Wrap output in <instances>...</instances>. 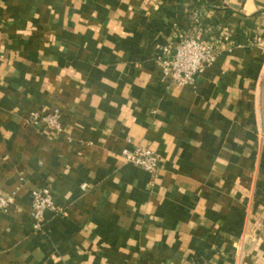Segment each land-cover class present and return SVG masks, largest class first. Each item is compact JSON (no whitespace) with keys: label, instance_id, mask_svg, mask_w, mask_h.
I'll use <instances>...</instances> for the list:
<instances>
[{"label":"crops","instance_id":"obj_1","mask_svg":"<svg viewBox=\"0 0 264 264\" xmlns=\"http://www.w3.org/2000/svg\"><path fill=\"white\" fill-rule=\"evenodd\" d=\"M180 32L219 49L176 86ZM43 184L64 213L33 230ZM0 192V264H264V0H0Z\"/></svg>","mask_w":264,"mask_h":264},{"label":"built area","instance_id":"obj_2","mask_svg":"<svg viewBox=\"0 0 264 264\" xmlns=\"http://www.w3.org/2000/svg\"><path fill=\"white\" fill-rule=\"evenodd\" d=\"M223 39L228 43H233L228 34ZM161 52L157 64L163 76L170 77L176 86L194 83L196 78L216 60L212 45L198 37L193 38L186 32L178 33L173 41L164 44ZM28 121L33 126H43L55 132L62 130L58 112L31 113ZM122 156L126 162L142 168L150 176L155 174L160 159L158 153L143 146H136L131 150L124 149ZM30 193V216L33 230L42 228L46 211L54 214L64 213V207L57 202L49 184L40 185L32 189ZM7 207L8 201L0 192V213L5 212Z\"/></svg>","mask_w":264,"mask_h":264},{"label":"rangeland","instance_id":"obj_3","mask_svg":"<svg viewBox=\"0 0 264 264\" xmlns=\"http://www.w3.org/2000/svg\"><path fill=\"white\" fill-rule=\"evenodd\" d=\"M193 17H194V14L192 15V21L193 22H196V20L195 19H193ZM222 33H221V35L218 37V39H219V43L217 42V45H221V48H224V49H227V50H231L234 46H236L237 45V42H236V40L234 39V37H233V35L231 34V32H229V31H221ZM189 34V36H191V37H193V38H196L197 36H195V35H192V34H190V33H188ZM226 34H228L230 37H231V39L230 40H232L233 41V43H228L227 41H225L224 39H223V37L226 35ZM257 36H254V37H252V40L251 41H253V43L255 42V43H258V42H260V39L257 37ZM200 40H204V41H206V42H208L210 45H212L213 46V49H214V52H215V55H216V59H217V54H218V49H217V45H214V43L212 42L214 39H209V40H206V39H201V38H199ZM216 61V60H215ZM215 63V62H214ZM44 219H45V217H44Z\"/></svg>","mask_w":264,"mask_h":264}]
</instances>
